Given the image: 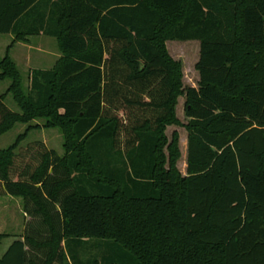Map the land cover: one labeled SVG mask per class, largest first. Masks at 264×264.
Masks as SVG:
<instances>
[{"label":"trees","instance_id":"16d2710c","mask_svg":"<svg viewBox=\"0 0 264 264\" xmlns=\"http://www.w3.org/2000/svg\"><path fill=\"white\" fill-rule=\"evenodd\" d=\"M0 35L62 54L31 71L28 96L0 60L21 110L0 95V136L29 125L0 151V197L32 219L0 264H264V0H0ZM168 42L200 43L198 89ZM180 97L185 177L165 134ZM40 128L62 131L64 156L19 150ZM89 241L106 252L83 261L70 245Z\"/></svg>","mask_w":264,"mask_h":264},{"label":"rangeland","instance_id":"374dc122","mask_svg":"<svg viewBox=\"0 0 264 264\" xmlns=\"http://www.w3.org/2000/svg\"><path fill=\"white\" fill-rule=\"evenodd\" d=\"M15 36L0 35V60L9 56L17 65L23 81L25 94H30V73L32 70L54 69L62 57L58 41L44 36L30 37L27 43L15 42ZM167 51L174 62L182 66V83L184 89L199 88L200 76L196 66L200 59L199 42H168ZM12 82L5 80L0 82V95H6L7 107L16 114L21 110L15 103L13 96L9 93ZM186 98L180 97L176 107V118L180 125L171 126L166 129V137L172 141L174 134L179 136V149L181 157L177 168L183 177L187 176L188 160V132L186 126L189 119L186 116ZM44 120H36L30 125L43 127ZM29 125L16 124L8 133L0 136V151L7 150L15 145L18 138L26 134ZM64 135L58 129H37L31 131L20 145V149L36 148L39 145L55 151L59 156H64ZM18 150V151H19ZM17 151V153H18ZM20 152V151H19ZM32 223L30 216L24 211L22 199L10 196L0 197V235H6L0 243V258L6 253L15 240L22 239L28 224ZM79 259L86 261L92 258H101L105 252V246L95 241L86 242L83 247L71 244Z\"/></svg>","mask_w":264,"mask_h":264},{"label":"crops","instance_id":"0c3cea01","mask_svg":"<svg viewBox=\"0 0 264 264\" xmlns=\"http://www.w3.org/2000/svg\"><path fill=\"white\" fill-rule=\"evenodd\" d=\"M4 256V255H3Z\"/></svg>","mask_w":264,"mask_h":264}]
</instances>
